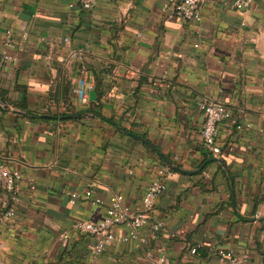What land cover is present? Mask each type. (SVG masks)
Segmentation results:
<instances>
[{
    "label": "crops",
    "instance_id": "obj_1",
    "mask_svg": "<svg viewBox=\"0 0 264 264\" xmlns=\"http://www.w3.org/2000/svg\"><path fill=\"white\" fill-rule=\"evenodd\" d=\"M232 1L204 0L192 22L164 10L167 0H97L90 11L74 0H0V87L25 86L9 95L39 113L73 114L24 118L18 133L23 111L0 109L2 163L23 177L16 216L0 226L4 264H154L161 254L171 264H228L219 251L264 264V0L246 11ZM79 89L95 90L96 101L81 105ZM202 99L232 112L218 127L220 162H207ZM89 107L111 122L80 113ZM159 153L173 166L205 168L183 174ZM160 168L166 188L148 224L93 257L95 238L72 224L103 218L113 194L141 210Z\"/></svg>",
    "mask_w": 264,
    "mask_h": 264
},
{
    "label": "built area",
    "instance_id": "obj_2",
    "mask_svg": "<svg viewBox=\"0 0 264 264\" xmlns=\"http://www.w3.org/2000/svg\"><path fill=\"white\" fill-rule=\"evenodd\" d=\"M78 5L86 11L92 10L97 0H74ZM204 0H167L164 5L170 15L181 17L184 21H200L201 20V4ZM224 1V0H222ZM255 0H233L232 5L240 11H246L252 7ZM12 33L6 31V43L11 41ZM67 42L68 38H64ZM5 60H11L8 54H4ZM84 72V67H81ZM91 88V86H90ZM77 97L81 105L88 103V94L84 89L77 91ZM199 109L204 114V122L201 128V140L206 149L214 156H218L221 148L218 142V127L221 123L229 121L232 118V112L225 104L202 99L197 102ZM236 129L249 130V123H234ZM167 175L166 168H160L156 171L155 176L150 181L142 199V208L139 211H131L123 203L122 194H113L110 198V203L106 207L104 216L98 221H76L72 224V228L80 233H88L95 238V243L92 248V256L98 257L104 251L105 247L112 241L127 242L138 237L139 230L148 224L149 216L152 208L155 205L158 197L165 190V179ZM264 179V176H263ZM22 174L15 169H9L2 163L0 157V189L5 194V199L0 203V226L9 223L16 216V203L22 192ZM28 185L31 189L34 188L33 182L29 181ZM78 193L72 192L71 202L78 197ZM85 198L91 196V190L84 192ZM101 202L99 199H94L93 203ZM127 225V233L125 235H115L113 227ZM162 228V222L156 221L151 224V229L157 231ZM199 245L191 247L190 253L196 254ZM218 256L221 260L226 259L228 264H247V254L243 253L240 256H233L231 252L219 251ZM0 264H4V260L0 255ZM154 264H171L167 255L161 254L156 257Z\"/></svg>",
    "mask_w": 264,
    "mask_h": 264
},
{
    "label": "trees",
    "instance_id": "obj_3",
    "mask_svg": "<svg viewBox=\"0 0 264 264\" xmlns=\"http://www.w3.org/2000/svg\"><path fill=\"white\" fill-rule=\"evenodd\" d=\"M2 79L0 78V83H1ZM97 86L98 83L95 85L94 89L97 90ZM26 87L23 85H19V84H15L12 86V88L7 87H0V100L4 103L10 104L12 106H14L15 108L23 111V112H19L18 114H16V118L15 121L13 123V128L20 133V131L22 130V124L19 123L20 121H22L24 118L27 120H32V119H37V118H42L45 117L44 115H49L54 119H63V118H71L73 117V114L70 113H66V112H58V113H39L36 110H31L27 107L26 101H22V100H17L16 98L12 97L9 95L10 91H17V92H25ZM101 92H98L99 97L101 96ZM96 106H98V104L96 103ZM83 112H90L95 114L96 116H98L101 120L107 121V122H111V119H107L104 118L103 116H101L97 111H95L93 108L89 107L83 111H80V113ZM207 166V165H206ZM205 168V167H204ZM203 168V169H204ZM169 170L172 171V169L168 168ZM203 169L201 170V172L203 171Z\"/></svg>",
    "mask_w": 264,
    "mask_h": 264
},
{
    "label": "water",
    "instance_id": "obj_4",
    "mask_svg": "<svg viewBox=\"0 0 264 264\" xmlns=\"http://www.w3.org/2000/svg\"><path fill=\"white\" fill-rule=\"evenodd\" d=\"M88 99H89V101H92V102L96 101L97 97H96L95 90H93V89L89 90ZM3 108H7V104L0 100V109H3ZM135 137L137 139H139L140 141H142L144 144L151 146V144L148 141H146L145 139H142L140 136H135ZM153 150H155V148H153ZM159 156L166 163V165L168 167L174 168L183 174H188V175L197 174L201 170V167L204 166V165H202L201 167H199L198 169H195V170H187V169H183L179 166H173L172 163L170 161L166 160L160 153H159ZM220 161H221L220 158L214 156V157L209 158L207 162H220Z\"/></svg>",
    "mask_w": 264,
    "mask_h": 264
}]
</instances>
